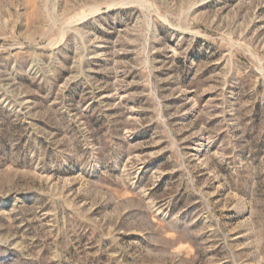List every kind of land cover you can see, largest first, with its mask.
I'll return each mask as SVG.
<instances>
[{"label":"rangeland","instance_id":"rangeland-1","mask_svg":"<svg viewBox=\"0 0 264 264\" xmlns=\"http://www.w3.org/2000/svg\"><path fill=\"white\" fill-rule=\"evenodd\" d=\"M0 264H264V0H0Z\"/></svg>","mask_w":264,"mask_h":264}]
</instances>
